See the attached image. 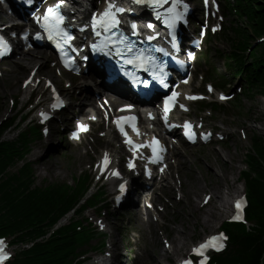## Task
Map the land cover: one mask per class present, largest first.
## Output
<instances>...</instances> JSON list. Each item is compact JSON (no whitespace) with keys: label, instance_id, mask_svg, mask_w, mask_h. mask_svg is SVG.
<instances>
[{"label":"rangeland","instance_id":"obj_1","mask_svg":"<svg viewBox=\"0 0 264 264\" xmlns=\"http://www.w3.org/2000/svg\"><path fill=\"white\" fill-rule=\"evenodd\" d=\"M232 2V0H228ZM236 3V0H234ZM223 4H226V1H223ZM237 18L233 14H228L227 23L225 29L228 32L227 37H221L216 39L211 48L213 50H220L222 52L230 51L231 42L230 39L234 37V34L229 31L231 26L236 25ZM230 38V39H229ZM207 40V44H208ZM210 46V44H209ZM49 55L46 53L45 58L41 60L39 65L45 63ZM20 56H15L9 62L5 63V66L0 69V123L2 120L7 117L10 118L15 115L17 112L20 114L21 106L17 109L12 108L11 98L17 101L16 96L21 94V82L28 75L29 69L24 73L16 69L19 67L17 61ZM203 58V56L201 57ZM212 66L207 64L199 65V69L202 72L206 73L210 77H214L217 80H222L223 78L220 75H225V68L221 60V57L213 53L209 57ZM49 64V62H47ZM4 69H7L6 71ZM45 75H52L54 79L58 80L57 74L53 71L45 69L43 71ZM229 76V75H228ZM232 81V76L227 77ZM213 80V79H211ZM216 84L215 80H213ZM97 89L96 87H94ZM90 93V92H89ZM71 94V93H70ZM25 96H23V99ZM119 104H114L118 106ZM236 109H221L217 112V117L210 124L221 125L223 123L230 124L234 129L237 130V136L231 139V142L220 145H213L211 147H197L191 149H183L185 155L179 159V164L175 168L173 177L177 180V177L182 182L184 188V200L181 203L177 204V201L173 203H168L169 210L165 214L164 221L160 224L146 223L148 217L141 216L140 219L137 217L125 216L127 211H124L123 214L119 216L118 225L119 231H115V238L118 241V248L120 254L117 258V264H127V259L129 260L128 264H169L173 262L176 258L168 259L164 255L165 246L162 243L161 234L167 233V238L172 244L174 240L178 237V233L182 231H187L193 234L195 231V236L193 239H190L187 243V246L182 250L178 256H183L189 251V247L193 243H197L202 240L205 235H208L212 232H217L219 227L226 220L228 214L224 215L220 219L213 221L212 227H208L204 224L203 220H199L198 216L205 213L209 208L198 212V205L201 203L203 194L211 193L214 196H220L219 193L227 195V185H232L235 188L243 190L245 187L241 181H237L240 178V169L245 168L244 163L241 167V162L245 159V152L251 149L252 146V137L254 134L264 137V97L256 95L253 98L243 95L241 98L240 107ZM72 113V109L69 114ZM17 124V123H16ZM227 126V124H226ZM21 128V127H20ZM245 129L248 135L247 140H243L241 135L238 134V131ZM16 129H9L6 134L3 136V140H13L16 138ZM51 141L53 145L56 146L54 150L50 149L48 153L45 154L46 149L48 148L47 144H43L41 149H38L42 143L36 142L34 144V149L32 154L29 156V159L33 162L35 172H36V183L37 186L43 185H55L61 187L63 183L71 182V180L82 170L87 168V165L94 159V151L96 152L97 147L103 142L99 140L95 143L91 139H87L84 143L85 146L81 147H71L68 145L67 141H63V135L58 134L54 136ZM96 146L95 148L92 146ZM39 150L40 153H43V159L47 165L52 166V170H44L43 167L38 164L36 156L34 153ZM88 152V153H86ZM229 153L230 157L227 156ZM21 166V163L16 167L18 169ZM14 169V171H16ZM167 185V183H165ZM179 185V183H178ZM93 186V191H95ZM241 191L238 192V194ZM160 195L163 196L162 202L167 204V201L170 200V195H174L173 191L170 188L162 186V184L157 185V192L155 193L156 197ZM187 197V200H186ZM227 199V196H226ZM228 201V200H227ZM229 202V201H228ZM220 203H217L216 206H219ZM230 207V203H229ZM211 210L214 214L218 212L215 208L211 207ZM95 211H87L85 217L88 214H92ZM125 216V217H124ZM70 216L68 220L62 221L63 224L69 223ZM115 220L111 223V226L115 225ZM139 221V222H138ZM198 221V222H197ZM129 222V228H127L124 223ZM128 230H136L141 236V240L136 244V247L132 249L131 244L126 239H122L120 234L123 236L125 233L128 234ZM98 231L96 230V233ZM182 240V239H181ZM100 240H93L90 245L95 246L99 244ZM123 246L125 249H123ZM22 249V246H21ZM23 249H25L23 247ZM12 250L18 253L20 248L18 246H12ZM108 249L104 250L107 252ZM95 252V251H94ZM99 252V251H96ZM144 252L147 253V259H143L142 255ZM131 253H136L137 258H133ZM142 254V255H141ZM127 256V258L123 257ZM146 258V257H145ZM159 260L160 262H156ZM92 264V263H91Z\"/></svg>","mask_w":264,"mask_h":264},{"label":"trees","instance_id":"obj_2","mask_svg":"<svg viewBox=\"0 0 264 264\" xmlns=\"http://www.w3.org/2000/svg\"><path fill=\"white\" fill-rule=\"evenodd\" d=\"M239 22L231 30L236 34L230 55L235 75L248 79L252 86L249 96H264V43L251 50L250 59L245 52L251 42L264 35V0H236ZM0 130V224L3 235H17L18 242L30 245L18 255L14 264H71L79 255L90 235L88 230L78 232L75 224L59 231L61 237L39 241L47 228L57 224L71 211L82 215L93 200L83 203L88 186L86 180L72 189L66 185L37 186L33 168L23 163V153L34 142L36 133L19 132L13 141L1 136L10 125ZM34 136V137H33ZM253 154L249 157L252 172L246 174L250 206L249 219L257 224L251 232L245 226L226 228L231 233V249L218 258V264H257L264 249V138L253 137ZM253 261V263H251Z\"/></svg>","mask_w":264,"mask_h":264},{"label":"snow or ice","instance_id":"obj_3","mask_svg":"<svg viewBox=\"0 0 264 264\" xmlns=\"http://www.w3.org/2000/svg\"><path fill=\"white\" fill-rule=\"evenodd\" d=\"M29 4L33 2V0H27ZM65 0H58V3L53 6H49L46 9V12L44 15L40 16L37 15L34 17L37 24L40 25L43 29H45L48 33L49 39H52L54 37L57 39L58 47H63L64 44L70 43L74 37L66 30L65 21L66 16L61 11L62 6L64 5ZM131 3L136 6H146L150 9H152L157 17V19H160L163 17L164 24L168 25L169 28L175 29L176 24L178 21H183L185 19V13L189 11V4L185 2V0H171V7H164L165 5L169 4V0H131ZM209 0H205V4H208ZM211 3L215 5L218 9V5H216V0H211ZM182 6V10L180 8ZM136 9L132 7H124L120 5L117 0H106V6L101 12L93 13L90 20L91 24L90 27L94 30L100 29L95 32L96 36H101L102 34L106 33L107 35L104 36L103 41L100 45L93 44L92 48L93 50L99 49V51H105L109 50V45H117V44H124L126 50L131 53L133 51L134 45L130 42H126V37L123 36L122 33L119 35L117 34L119 31V27L123 22L128 23V20L126 17H123L120 14L124 13H131L134 12ZM222 19V18H221ZM70 22V21H69ZM84 27H89V25H85ZM131 29L135 30L137 29L138 25L136 22L130 23ZM147 28H154L155 26L152 23L146 24ZM220 25H216L212 28V31H216ZM37 38L40 37V33H36ZM25 39H27V34L24 36ZM153 37L149 36L148 39L151 40ZM175 47V45H173ZM0 47H4L5 51L8 50V46L6 44V41L3 36H0ZM119 51V49H117ZM163 51V49H161ZM4 55V51H0V56ZM191 56V54H189ZM194 58V57H192ZM154 60V58H150ZM139 60L141 62V66L144 65V57L143 53L137 54L133 59H129L127 63L132 64L135 61ZM161 67V72L163 71V66ZM154 75H157V78L160 80L161 84H164V79L162 75H158L157 73H154ZM165 87L167 85L165 84ZM211 90V89H210ZM53 92H55V89H53ZM179 94L177 92H173L171 96H168L165 98V120H167V113L169 110L174 106V102ZM198 97H189V99H197ZM221 99H226V97L221 96ZM63 101L60 99L59 95H56V103L52 104L53 108H57L62 106ZM181 108H184L185 105L181 104ZM42 116H44L45 119H48V115L46 113H41ZM124 118H118L116 123L119 127L120 132L125 135L127 138V143L133 144V141L130 137H128V133L125 131L124 124L122 123V120ZM133 123L132 127L134 130L137 131V134H139L138 129H136L135 126V117L130 118ZM184 127L188 130L187 135L189 139H194L196 133L192 130L193 125L191 123H186ZM79 129L81 131L87 130V125L81 123L79 125ZM212 135V133H204V139H208V137ZM148 147L152 148L154 157L156 161L162 160L163 155L162 153L165 151V148L162 144H160L159 140H154L151 144L147 145ZM135 148H140L142 145H135ZM109 163V159L107 155H105L104 158V164L105 166ZM129 167H134V165H129ZM115 175L119 176L120 173L117 171L114 173ZM126 190V185L121 184L120 185V191L123 193ZM119 199V197H117ZM244 204L243 200L236 201L235 207H236V214L232 217L233 220L236 221H242L244 219L243 215L241 214V209ZM100 227H103V224L100 225ZM227 239V237L223 234H217L210 236L205 242L201 243L198 247L193 249V252L200 257L199 264H206L208 257L205 254L207 249H214L216 251H220L225 247L224 241ZM6 244L4 239L0 238V264H4L6 260L10 258V253L5 250ZM182 264H195V262L191 259L184 260Z\"/></svg>","mask_w":264,"mask_h":264},{"label":"bare ground","instance_id":"obj_4","mask_svg":"<svg viewBox=\"0 0 264 264\" xmlns=\"http://www.w3.org/2000/svg\"><path fill=\"white\" fill-rule=\"evenodd\" d=\"M17 49L21 54V58L19 61H17V64L19 65V67H16V69L18 71L20 69L21 72L24 73L27 69L30 68L31 72L26 77L33 75L35 73L33 70L37 67L40 60L42 58H45L46 53H44L42 51H35V52L26 51L24 49V46L21 43L17 45ZM45 68H46V66L42 65V67L40 69L43 70ZM89 89H90V86L88 83L87 85H85L82 88V91L83 92H89L88 91ZM91 95L94 96L96 94H91ZM106 95L107 96H105L104 98H108L111 102V105L114 108L116 107V106H114V104L116 105V104L120 103V100L118 98H116L113 94L108 92V93H106ZM88 97L89 96H86L85 94H80L78 97H76L80 101L78 107L86 109L87 107L94 105V103H95L94 98H91V100L89 101ZM98 97L95 96L96 99ZM93 111L98 112L97 110H94V109H93ZM34 155L38 157V160H39L38 164H40V166L43 167L44 170H52V166L47 165V163L45 162L43 157H41V155L38 152H36ZM227 156L230 157L229 153H227ZM234 191H236L234 189V187L229 188L228 196H231L234 193ZM219 194H220V196H217V197L215 196L214 199H212V206H211L212 208L214 207L218 213L214 214V212L211 210V207H210L205 213L200 214L198 216V219L203 220L204 224L208 227H212L213 221L220 219L225 214H227L230 210L229 202L227 201L226 196L222 193H219ZM204 199H205V197H204ZM148 202L152 203L151 201H148ZM217 203H220L219 206H216ZM197 211L202 212V208L199 205H198ZM155 215H156L155 213L152 214V216H155ZM137 218L140 219V216L138 215ZM212 233H214V232H212ZM178 234H179L178 237L174 240L172 249L164 251L163 256H165L168 259L169 258H175L176 256H178L182 252V250L187 246V244H188L187 242L190 239H193V237L195 236V231L193 232V234H191L190 232H187V231H182V233H178ZM110 246L112 249H114L116 247V241L112 239ZM103 261H106V262L108 261L109 264L115 263L114 260H109V259H107V260L104 259ZM156 262H160V261L156 260Z\"/></svg>","mask_w":264,"mask_h":264}]
</instances>
